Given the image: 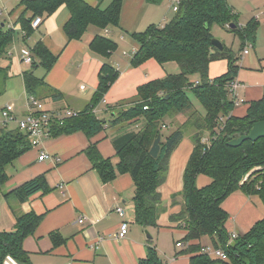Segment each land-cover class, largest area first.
Masks as SVG:
<instances>
[{
    "label": "trees",
    "instance_id": "1",
    "mask_svg": "<svg viewBox=\"0 0 264 264\" xmlns=\"http://www.w3.org/2000/svg\"><path fill=\"white\" fill-rule=\"evenodd\" d=\"M147 1L154 5L163 2ZM22 3L32 13L31 18L20 19L24 37L32 35L31 23L36 17H49L66 5L70 19L64 26V32L71 41L81 40L90 26L99 30L118 27L124 0H110L106 8L93 7L85 0H23ZM237 22L238 16L228 0H182L179 10L165 26L152 24L145 31L131 36L139 45L130 62L133 68L149 60L159 65L175 62L179 73L139 86L135 103L126 110L112 112V119L107 123L97 117V108L118 79L119 71L106 63L99 72L98 86L90 104L77 116L55 123L51 129L52 137L81 131L90 138L106 126L121 129L113 139L120 159L116 168L101 156L94 144L88 147L86 155L104 183L113 181L117 173L131 175L135 186L134 221L145 229L158 228V219L164 212L158 189L166 181L169 158L185 134L194 130L191 134L194 150L183 176L184 205L171 220L182 221L181 226L187 231L184 241L215 237L214 247L222 249L228 261L212 259L194 248L190 264H264V219L236 239H231L225 227L229 216L223 204L230 195L236 192L255 194L264 203V137L255 142L246 140L238 147L228 145L230 141L248 135L254 124L264 122V93L262 98L248 104L244 116L234 115L236 97L231 85L240 69L231 50L224 46L220 51L212 44V28L217 24L223 27L235 25L231 30L238 34L242 43L254 45L258 22L252 19L243 28ZM14 36L13 29H6L0 23V59L6 54ZM89 47L99 56L110 58L117 50V43L96 35ZM32 51L36 60L32 63V70L24 72L23 77L27 94L38 98L44 78L36 77L34 71L42 66L47 74L55 65L57 56L41 42L35 44ZM220 59L228 60V70L210 79L209 65ZM2 73L5 74L0 68V75ZM192 76H198L197 85L191 81ZM188 91L202 103L204 115L195 109ZM51 97L59 101L63 96L53 92ZM114 108L109 107V110ZM178 116L181 118L178 128L164 137L163 129L167 127L164 120L168 118L173 124ZM206 132L209 145L203 143ZM159 135L162 137L161 148L154 158L150 150ZM26 137L19 130L5 132L0 137V192L8 180L6 166L29 147L24 143ZM200 174L212 181L202 189L196 185ZM39 191H49L42 177L19 187L15 195L24 202ZM41 220L42 216L35 213L24 214L17 218L13 231H0V264L7 257L21 262L26 260L23 242ZM140 264H164L154 242H148L147 257Z\"/></svg>",
    "mask_w": 264,
    "mask_h": 264
},
{
    "label": "crops",
    "instance_id": "2",
    "mask_svg": "<svg viewBox=\"0 0 264 264\" xmlns=\"http://www.w3.org/2000/svg\"><path fill=\"white\" fill-rule=\"evenodd\" d=\"M22 1L0 0V23L6 29L15 31L13 42L0 59V68L5 73L1 74L3 77L0 79V97L5 98V101L0 103V110L12 104L19 116L27 112L28 94L23 73L32 70V64L24 63L23 56L30 52L34 62L36 59L32 50L35 44L43 43L57 56L55 65L47 74L42 66H38L34 71L36 77L44 78L37 99L51 112H79L92 101L101 67L109 64L108 61L112 58H104L92 52L89 47L91 41L96 35L112 40L117 35L120 40H124L122 31L130 36L138 33V26L154 18L152 16L162 9L165 2L163 0L161 4L154 5L147 0H124L118 27L99 30L90 26L81 40L70 41L64 32V26L70 19L66 5H62L49 17L43 16L40 27L33 30L30 37H24L20 19L31 18L32 13ZM85 1L93 7L102 8H106L110 3V0ZM228 3L237 14V24L241 28L252 19L258 22L253 48L262 52L264 0H228ZM117 29H120L119 33L116 32ZM148 72L154 73L155 77L147 79L146 83L163 77V68L154 60L122 73L105 95L101 113H112L109 107H118L116 104L136 98L137 93L129 97L130 95L121 92L115 94L113 91L129 76L132 78L128 80L127 85H121L122 89H126V86L138 89L146 84L138 86L135 83L139 78L138 74ZM236 81L240 85L236 92L239 89L245 90L247 99L249 98L248 104L262 98L264 81H257L246 87L241 71ZM257 87L260 88L259 92L255 89ZM87 88L90 90L86 91ZM53 92L61 93L62 100L53 99ZM255 95L258 97L255 98ZM245 113L233 114L242 117ZM180 119L178 116L173 124L178 126ZM15 130H18L15 124L7 127L0 125V137L5 132ZM120 133L121 129L106 126L102 132L91 138L81 131L57 137L50 136L40 141L26 135L24 143L29 146L28 149L5 168L8 180L0 192V231H13L17 218L24 214L35 213L42 216V220L23 242L26 260L21 262L7 257L3 264H140L141 260L147 257L149 241L156 245L164 264H190L194 248L201 250L207 246L214 247L215 237L206 236L199 240L184 241L187 231L182 228V221L171 220L172 216L182 211L184 205L183 176L194 150L192 139L184 137L172 152L166 181L158 189L164 212L158 219V228L145 229L134 221L135 186L131 175L117 173L113 181L104 183L86 155L88 147L94 144L101 156L110 160L116 168L120 159L113 139ZM42 154L47 156L44 161L39 160ZM41 177L44 178L49 191H39L21 202L15 195L16 190ZM211 182V179L203 174L196 178L199 189L209 186ZM118 207L125 211L123 219L117 212ZM223 209L229 216L225 227L230 234H245L258 221L264 219V203L255 194L236 192L225 200ZM124 220L129 224L128 235L124 239H118L119 226ZM147 231L152 239L147 238ZM178 243L182 246L178 247Z\"/></svg>",
    "mask_w": 264,
    "mask_h": 264
},
{
    "label": "rangeland",
    "instance_id": "3",
    "mask_svg": "<svg viewBox=\"0 0 264 264\" xmlns=\"http://www.w3.org/2000/svg\"><path fill=\"white\" fill-rule=\"evenodd\" d=\"M175 15L173 10L171 9V5H168V0H165L162 9L158 11L154 16V18L148 19L147 22H142L140 26H138V32H143L147 29V27L150 25V23H153L154 25H157L159 27L165 26V21L169 22V20L172 19V17ZM117 33L120 32V29L116 30ZM213 34L214 38L221 41L224 46H226L229 50H231L232 54L236 58V65L239 66V71H241L242 74V81L244 82L245 86H251L257 81L262 82L264 81V49H262V52L258 51L257 49L253 48V44L251 42H247V44L242 43L240 40L239 36L237 33L232 32L230 26H220V25H214L213 27ZM124 40H120L117 35L114 36V42L117 43V50L116 52L112 55V58L108 61L109 64H112L118 71H119V77L122 73H124L127 70H132L131 66V60L133 58L134 53L138 50L139 45L138 43L125 31H122ZM132 33V32H131ZM262 47H264V43L261 44ZM247 49L249 51V55L246 57H242L243 51ZM161 68H163L162 75L166 77L167 75H173L179 73V67L177 63L175 62H169L165 65H159ZM228 60L226 59H220L216 60L210 63L209 65V78L214 79L211 77H219L228 70ZM3 76L0 75V79H2ZM118 77V78H119ZM138 79L135 83L139 85L146 83L148 81L147 79H154L155 75L154 73L148 72V73H142L138 74ZM132 77L129 76L123 82H121L115 89L114 93H124L125 95H130L129 97H133L137 93V87H127L126 89H122V86L125 84L127 85L128 80H130ZM158 79V78H157ZM192 82H197L198 81V76H192L191 78ZM118 80V79H117ZM116 80V81H117ZM122 85V86H121ZM3 87V85H1ZM256 87V86H254ZM257 92H259L260 88H255ZM90 88H87L86 91H89ZM120 93V94H121ZM187 95L189 99L192 101L194 104V107L196 110H198L202 115L205 114L204 107L202 103L199 101V99L191 92L188 91ZM255 98L258 96L255 95ZM233 99V98H232ZM245 94V90L239 89L236 92V99L235 102L237 101H243L246 103H240L236 105L234 114H243L246 111V108L248 106V99ZM5 101V98L0 97V103H3ZM25 101V100H24ZM136 99L130 98L129 100L125 101L124 103H119L116 104L118 107L114 108L112 112H120L121 110H126L129 107H131L135 103ZM24 104V103H22ZM103 108V102L99 104V107L97 108V117L103 121H106L107 123L110 122L112 119V113H101ZM181 120V119H180ZM164 123H166L167 128L163 129V135L164 137H167L171 133H173L178 126L177 125H172V123L169 121L168 118L164 120ZM194 133V130L191 131L190 133H186L184 137H189L191 138V134ZM209 138L208 132L204 134V139ZM203 139V140H204Z\"/></svg>",
    "mask_w": 264,
    "mask_h": 264
},
{
    "label": "built area",
    "instance_id": "4",
    "mask_svg": "<svg viewBox=\"0 0 264 264\" xmlns=\"http://www.w3.org/2000/svg\"><path fill=\"white\" fill-rule=\"evenodd\" d=\"M182 3V0H170L171 9L174 13L179 10V7ZM43 23L42 17H36L32 23L31 28L36 30ZM249 51L245 49L241 54L242 57L247 55ZM23 62L26 64H32L33 58L30 52L25 53L23 56ZM196 85L198 81L195 82ZM240 87L239 83L235 81L231 85V91L235 94L236 90ZM243 103V101H237L236 105ZM78 112L71 110H60L51 112L47 110L44 104L38 100L35 96L27 95V112L23 116L16 114L15 106L12 104L6 105L2 110H0V125L7 127L11 124H15L17 129L28 136L36 138L40 141L43 138H48L51 136L52 126L57 122H62L63 120L77 116ZM203 143L206 145L210 144V139H204ZM47 158L45 154H42L39 158L40 161H44ZM117 212L119 216L123 219L125 217L124 209L118 207ZM83 222V220H80ZM129 224L125 220L120 223L119 231L117 233L118 239H124L128 235ZM238 235L236 233L231 234V239H236ZM178 247H181L182 244L178 243ZM201 252L207 254L210 258L215 260H220L223 262L228 261V256L226 253L219 248L212 246H207L201 249Z\"/></svg>",
    "mask_w": 264,
    "mask_h": 264
},
{
    "label": "water",
    "instance_id": "5",
    "mask_svg": "<svg viewBox=\"0 0 264 264\" xmlns=\"http://www.w3.org/2000/svg\"><path fill=\"white\" fill-rule=\"evenodd\" d=\"M230 27L234 28L235 25H231ZM212 44L216 49H218L220 51H222L224 48L223 43L221 41L215 39V38L213 39ZM263 137H264V122H258L256 124H254L253 128L251 129V131L248 135H244V136H241L235 140H232L228 143V145L232 146V147H238L246 140H250V141L255 142L258 139L263 138ZM161 140H162V137H161V135H159L155 139L153 146L151 147L150 155L154 158H156L159 155L160 148H161V146H160ZM146 236L148 239H152V236L150 235V233L148 231L146 232Z\"/></svg>",
    "mask_w": 264,
    "mask_h": 264
}]
</instances>
